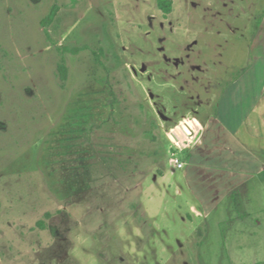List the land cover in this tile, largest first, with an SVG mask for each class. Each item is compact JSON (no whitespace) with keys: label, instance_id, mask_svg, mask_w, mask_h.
<instances>
[{"label":"rangeland","instance_id":"374dc122","mask_svg":"<svg viewBox=\"0 0 264 264\" xmlns=\"http://www.w3.org/2000/svg\"><path fill=\"white\" fill-rule=\"evenodd\" d=\"M262 23L264 0H0V264H264ZM243 118L229 181L206 134Z\"/></svg>","mask_w":264,"mask_h":264},{"label":"crops","instance_id":"0c3cea01","mask_svg":"<svg viewBox=\"0 0 264 264\" xmlns=\"http://www.w3.org/2000/svg\"><path fill=\"white\" fill-rule=\"evenodd\" d=\"M253 43H254L253 44V47H255L257 45V46H259V49H260V47L262 46L263 51H264V23H262V25L258 28L257 35H256L255 40H254ZM259 58H261V57H259ZM262 58H264V56H262ZM263 81H264V77H263ZM238 82H239V80L235 81L231 85V87H230L232 89V91H225V93L223 94V96L228 97V93L229 92H232L233 93L232 98L234 100L233 101L234 106H237L238 105L241 108L242 105L239 104V101L238 100L241 97H243L247 92H246V88L244 86L241 87V90L240 91L238 90V89H240V87L238 88V85H235ZM262 89L264 90V85H263ZM250 109L243 110L244 113L241 110V114L248 115V113L250 112ZM243 119L244 120H242V122H240V120L238 121V124H237L236 127L233 126L232 124H231V126L222 124L221 133L219 135H217L216 137L215 136H213V137L212 136H210V137L208 136L209 135L208 133L211 132L212 129H209L208 132H207V134H206V138H209L210 140L211 139H214L215 140L214 141V144H215V142H217V140H216L217 138H221L222 140L224 138L225 150L224 151L221 150V151L223 153L225 152V158H224V160H223L222 163H226V166H225V164H223L224 165L223 167L226 170L227 169H230L229 174L226 175L227 178H229L228 179L229 181L233 180L234 177H235V175L232 174L233 172H231V170L233 169V164L234 163L243 162L246 159V158L245 159H242L241 158V160H238V158L240 157V154H242V153L245 154V152H244L245 148H244V144H243V139L246 137V134H244L242 132V130H246V129H244V126H243L244 125L243 122L245 121V118H243ZM216 121H217V119H216ZM220 124H221L220 122L217 123V125H220ZM248 133H249V130H247V134ZM209 149H211V148H209ZM212 152H214L213 149H211V151H209V152H206L204 150L201 153H199L198 151H196L194 153V151H193L191 157L189 158L190 163L187 166V174H189L190 172L191 173H196V171H198L197 169L203 168V167L200 166V164L203 161H205V163H203V164L206 165V166H204V168H206L208 170H211L212 169L211 168L212 167L211 166V162H209L210 160H207V159L213 158V156L211 155ZM206 154L208 156H206ZM246 154H250V153L246 152ZM230 156H232V157H230ZM250 156H251L250 161L255 163L256 166H253V167H256V168H255V170H252L251 167L248 166L249 171H252L253 172V173H250V174L246 175L248 177H252L255 174H260V173H262L264 171V163H263V161H261L254 154H252ZM207 162H208V164H207ZM189 175H187V176H189Z\"/></svg>","mask_w":264,"mask_h":264},{"label":"trees","instance_id":"16d2710c","mask_svg":"<svg viewBox=\"0 0 264 264\" xmlns=\"http://www.w3.org/2000/svg\"><path fill=\"white\" fill-rule=\"evenodd\" d=\"M158 6L161 8V10L164 13H169L172 11V0H158ZM59 5L54 4L49 12V14L42 19V25L44 27H48L57 17ZM58 50L61 52L64 58V54L71 53V54H78L82 50L89 49L88 45L83 46H68V45H57ZM93 53H97L95 50H92ZM98 57V55H96ZM101 60L99 59V62ZM59 72L62 74V78L66 79L67 77V66L64 63H61L59 65ZM155 126L158 127V125L155 123ZM46 216H50V213H47ZM38 225L41 227H44V221L40 220L38 221Z\"/></svg>","mask_w":264,"mask_h":264},{"label":"built area","instance_id":"2783aa9c","mask_svg":"<svg viewBox=\"0 0 264 264\" xmlns=\"http://www.w3.org/2000/svg\"><path fill=\"white\" fill-rule=\"evenodd\" d=\"M198 135L196 129L191 125L187 124L184 125L182 128L178 127V129H172L169 133L170 140L173 142L171 146L170 154V162L174 163L177 167H183L184 162L180 161L179 157L176 155L175 148L182 146V143L185 141L193 142Z\"/></svg>","mask_w":264,"mask_h":264}]
</instances>
